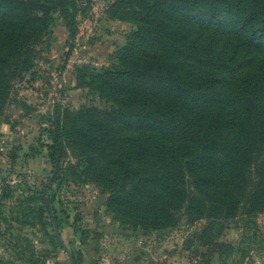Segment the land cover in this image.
Returning <instances> with one entry per match:
<instances>
[{
  "label": "trees",
  "instance_id": "1",
  "mask_svg": "<svg viewBox=\"0 0 264 264\" xmlns=\"http://www.w3.org/2000/svg\"><path fill=\"white\" fill-rule=\"evenodd\" d=\"M69 4L0 0V124L52 14L71 23ZM110 10L135 28L109 66L76 72L108 107L52 109L42 144L52 182L93 183L134 228L263 211L264 57L254 54H264V0H114Z\"/></svg>",
  "mask_w": 264,
  "mask_h": 264
},
{
  "label": "rangeland",
  "instance_id": "2",
  "mask_svg": "<svg viewBox=\"0 0 264 264\" xmlns=\"http://www.w3.org/2000/svg\"><path fill=\"white\" fill-rule=\"evenodd\" d=\"M113 1L70 0L69 25L54 12L34 45L33 66L11 85L0 124V264H264V210L195 222L181 217L158 230L134 228L106 207L108 192L93 183L52 182L55 167L42 145L50 142L52 109L108 107L77 85L76 72L109 66L135 28L131 20L110 17Z\"/></svg>",
  "mask_w": 264,
  "mask_h": 264
},
{
  "label": "water",
  "instance_id": "3",
  "mask_svg": "<svg viewBox=\"0 0 264 264\" xmlns=\"http://www.w3.org/2000/svg\"><path fill=\"white\" fill-rule=\"evenodd\" d=\"M138 256H136L134 259H137Z\"/></svg>",
  "mask_w": 264,
  "mask_h": 264
},
{
  "label": "built area",
  "instance_id": "4",
  "mask_svg": "<svg viewBox=\"0 0 264 264\" xmlns=\"http://www.w3.org/2000/svg\"><path fill=\"white\" fill-rule=\"evenodd\" d=\"M0 196H1V191H0Z\"/></svg>",
  "mask_w": 264,
  "mask_h": 264
}]
</instances>
